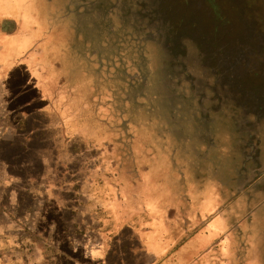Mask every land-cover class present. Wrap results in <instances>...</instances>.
Returning a JSON list of instances; mask_svg holds the SVG:
<instances>
[{
    "label": "rangeland",
    "instance_id": "rangeland-1",
    "mask_svg": "<svg viewBox=\"0 0 264 264\" xmlns=\"http://www.w3.org/2000/svg\"><path fill=\"white\" fill-rule=\"evenodd\" d=\"M52 2L56 48L79 53L59 82L79 100L75 120L65 133L38 99L41 110L34 102L27 118L0 121V160L26 217L46 206L62 210L60 229L75 226L73 248L60 245L66 257L44 264H160L145 253L148 232H109L121 166L137 182L185 171L233 197L230 239L208 245L210 233L191 227L173 241L169 264H264V0ZM12 69L9 86L25 103L26 74ZM151 159L157 167L147 168Z\"/></svg>",
    "mask_w": 264,
    "mask_h": 264
},
{
    "label": "crops",
    "instance_id": "crops-1",
    "mask_svg": "<svg viewBox=\"0 0 264 264\" xmlns=\"http://www.w3.org/2000/svg\"><path fill=\"white\" fill-rule=\"evenodd\" d=\"M52 8V0H0V120L27 118L26 105L36 102L41 110L42 105L37 103L39 99L42 104L56 110L62 130L68 133L66 124L68 127L75 120L80 103L75 93L65 92L59 82L62 70L71 73L70 64H73L75 56L69 43L66 47L56 48L53 29L57 18L51 14ZM52 52L57 55L55 59ZM13 67L26 74L21 84L24 92L27 91L25 103L18 100L9 86ZM10 130L17 132L16 129ZM7 141L15 144L12 140ZM258 148L260 152L264 150V147ZM153 165L155 162L151 159L147 168H153ZM9 166L7 159L0 160V264H44L50 254L56 259L60 254L61 257L67 255L61 251L60 245L72 244L73 248L70 235L75 233L74 224L67 222L66 227L60 229L56 219L62 217L63 214H59L62 210L54 211L46 206H41L38 213L35 210V221L28 219L22 209L19 189L8 179L6 171ZM132 166L138 168L135 161ZM184 172H180L178 177L172 174L168 182L165 177L158 180L154 177V180L149 175L137 182L131 177L132 173L121 166L115 183L111 181L118 193L116 210L120 213L119 220L116 215L112 229L109 231L104 227V231L119 232L128 227L134 234L133 228L148 232L142 238L148 246L145 253L152 256L153 262L160 264L170 263L168 255L173 241L191 227L201 230L202 235L210 233L208 245L224 238L230 239L234 228V206L230 205L233 197H227L226 190L224 192L216 182H203L196 177H188ZM179 180L182 185L170 184ZM82 197L85 198L84 195ZM46 201L49 205L50 201ZM74 210L67 208L64 211L74 214ZM51 211L55 219L49 218ZM135 213L143 215L141 222L134 220ZM41 217L45 218V224H41ZM214 219L217 221L212 223ZM124 221V227L120 226ZM176 225L178 228H174ZM44 232L49 233L48 239L43 238ZM106 232L101 236L102 240H106ZM189 238L190 235L183 236L181 240L186 242ZM70 263L74 264V261L70 260Z\"/></svg>",
    "mask_w": 264,
    "mask_h": 264
},
{
    "label": "trees",
    "instance_id": "trees-1",
    "mask_svg": "<svg viewBox=\"0 0 264 264\" xmlns=\"http://www.w3.org/2000/svg\"><path fill=\"white\" fill-rule=\"evenodd\" d=\"M70 45V47H71V44H69ZM70 50H71V48H70ZM72 50L74 51V56L76 57V56H78L77 54H79V53H76V50H75V47L74 48H72ZM74 57V58H75ZM74 67L75 68V59H74V62H73V64H70V67ZM95 94L97 95V96H102V97H104V94L102 93V91L100 90V87L99 86H97V89H95ZM106 100H107V103H108V99L107 98H105Z\"/></svg>",
    "mask_w": 264,
    "mask_h": 264
},
{
    "label": "flooded vegetation",
    "instance_id": "flooded-vegetation-1",
    "mask_svg": "<svg viewBox=\"0 0 264 264\" xmlns=\"http://www.w3.org/2000/svg\"><path fill=\"white\" fill-rule=\"evenodd\" d=\"M1 121V120H0ZM0 127H1V125H0ZM4 130H5V128H4ZM2 132H3V130H2Z\"/></svg>",
    "mask_w": 264,
    "mask_h": 264
}]
</instances>
